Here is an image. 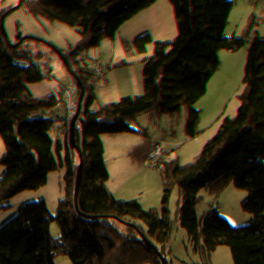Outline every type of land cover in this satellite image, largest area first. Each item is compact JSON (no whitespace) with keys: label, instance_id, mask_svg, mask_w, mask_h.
<instances>
[{"label":"water","instance_id":"95a60500","mask_svg":"<svg viewBox=\"0 0 264 264\" xmlns=\"http://www.w3.org/2000/svg\"><path fill=\"white\" fill-rule=\"evenodd\" d=\"M227 72L136 158L111 264H264V0H247Z\"/></svg>","mask_w":264,"mask_h":264},{"label":"trees","instance_id":"16d2710c","mask_svg":"<svg viewBox=\"0 0 264 264\" xmlns=\"http://www.w3.org/2000/svg\"><path fill=\"white\" fill-rule=\"evenodd\" d=\"M0 2L13 7L23 6L31 11L28 16L11 18V21L23 22L24 27L17 33L15 41L2 44L4 48L10 43L25 41L57 44L55 50H28L0 56V87L20 75H31L33 78L25 91L16 96L0 97V148L5 142L29 130L38 118L47 116L55 109V117H63L39 129L38 134L48 133L73 117L90 115L96 118L91 106L82 107L86 101L125 104L112 127L114 136L133 106L132 95L121 77L130 75V72H125L118 63L123 56V48L84 36L76 28L75 24L83 26L76 18L69 0ZM63 41L66 42L65 50L62 48L60 51ZM95 47L107 50L111 58L88 56L86 51ZM159 52L156 49L155 53ZM68 102L72 104L66 106ZM89 145L94 147V154L87 169L88 182L81 187L67 188L54 181V178L49 180L44 176L39 177L40 174L38 177L31 176L17 162H0V226L7 223L19 226V220L23 217L36 219L28 230L16 231L12 235L0 233V264H14L15 261H21L22 264H73L72 246L79 249L82 264H111V253L106 259L100 256L96 260L88 259L92 249L103 244L99 242L101 228L96 212L114 209H106L108 199L102 195L99 175L107 143L92 141ZM89 193H92L89 205L63 210L61 213H45L42 210L44 205ZM32 198L38 201H32ZM20 199L22 203H14ZM102 218L104 221L108 219L107 215ZM80 230H91L92 238L79 239L75 233ZM105 243L109 247V238Z\"/></svg>","mask_w":264,"mask_h":264},{"label":"crops","instance_id":"0c3cea01","mask_svg":"<svg viewBox=\"0 0 264 264\" xmlns=\"http://www.w3.org/2000/svg\"><path fill=\"white\" fill-rule=\"evenodd\" d=\"M246 2L247 0H71L74 14L83 26L75 24L76 28L90 40L123 48V56L118 63L125 72H130V75L121 77L132 95L133 106L122 120L118 132L113 137L109 136L112 140L107 143L102 157L101 172L107 178L102 181L107 183V187L102 182L101 192L103 197L106 189L109 193L104 198L120 201V207L122 206L131 170L136 158L144 150V145H147L155 133L160 135L174 125L185 110L189 98L210 81L216 71L222 67L226 70L231 65L237 52V24ZM131 3L137 4L135 9L130 8ZM139 20H143L149 30L138 34L136 27ZM88 24L89 28L84 29ZM156 49L160 52L155 53ZM119 104L121 110L116 114V120L125 105L122 102ZM38 130L32 134L24 132L21 136H33ZM45 134L39 136L43 137ZM88 148L93 157L94 147L89 145ZM77 154L81 161L84 159L87 162L88 169L92 157L89 158L83 152ZM79 159H75L78 162L76 164L81 162ZM43 171L44 169L41 173ZM89 194L92 196V193ZM89 194L81 195L82 201H78L71 209L85 206L84 200ZM22 202L23 200L19 203ZM75 235L82 240L92 238L87 230L77 231ZM100 237L99 242L103 244L92 249L88 257L90 261L99 256L103 259L105 257L104 249L107 245L101 229ZM107 249L110 253V248Z\"/></svg>","mask_w":264,"mask_h":264},{"label":"rangeland","instance_id":"374dc122","mask_svg":"<svg viewBox=\"0 0 264 264\" xmlns=\"http://www.w3.org/2000/svg\"><path fill=\"white\" fill-rule=\"evenodd\" d=\"M69 1L71 2V0ZM4 6L0 5V12ZM20 8H23L22 10H24L27 14L31 13L28 8L23 6H20ZM0 17L9 19L3 14H0ZM12 23H14V25L17 27V33L21 28L24 27L23 22H17L13 20ZM86 26L87 27H84V29L89 28L90 24ZM10 40L15 41V38H9L8 34L0 35V56L5 57L9 53H23L28 50L35 52H44L50 50L48 44L30 41H25L22 43H10L6 48H4L2 44L7 43ZM60 46V51H62V48L66 46V42L63 41ZM221 70H224V68L222 67ZM32 80L33 78L31 75H20L10 81L5 82L0 87V97H7L10 95L16 96L19 92H23L28 89L32 83ZM82 100L83 99H81V101ZM71 104L72 102H68L65 105L70 106ZM87 106L92 107L97 119H93L90 115L76 118L73 117L72 120L68 122L65 121L61 127L57 126L56 130L55 128H52V130L46 133L47 135L45 134L43 137H40L38 133L34 134L33 136H29L30 138L28 136H19L9 141L7 144H5L4 148L0 149V162H17L25 167L31 176L38 177V173H40L39 177L44 176L49 180L54 178V181L66 186L67 188L80 187L86 184L88 179V164L87 162H84V159L81 161L78 158L80 156L77 153L83 152L87 154L89 158H91L92 153L88 147L92 141H96L98 143H109L112 140V138L109 136L113 134L112 127L115 124V116L116 114L120 113L121 110L120 104L118 102L90 103L86 101L85 103H82V107ZM56 112L57 109L50 112L47 116L45 115L38 118L32 127L26 132L32 134L38 129L41 130L45 126H49L54 122H57L56 120L62 118L63 116L60 115L55 117ZM157 136L158 134L155 133L149 139L147 145H144L143 148L145 149L146 146H148ZM75 159H79L78 161L81 162L76 164L78 162H75ZM38 160H40V163L36 164L38 163ZM49 161H51V163H49ZM42 169H44L43 173H41ZM100 178L101 180H107L103 172H101ZM102 182L104 185H106L105 187H107V183L104 181ZM108 194V189H106L104 197H108ZM117 198L119 197L117 196ZM82 199L83 196L76 195L67 201L45 205L42 207V210L45 213H61L63 210H70L73 205H75L78 201H82ZM87 199L89 204H91V194H89ZM21 200L22 199L17 200L16 202L19 203ZM32 201H37V199L32 198ZM107 202L108 208L106 207V209H111L114 207L113 210L104 213L96 212L98 217V225L101 228V235L105 240H108L111 231L117 222L118 210L121 205L120 201L116 200L110 199L107 200ZM104 215H107L108 217L106 221H104L102 218ZM35 220V218L23 217L19 220V226L15 227L12 224L0 226V233L11 235L16 231L28 230L32 227ZM72 249L74 251L73 264H82L79 249L76 246H72ZM108 250L109 249H107V247L104 249V259L108 258L109 256ZM14 264H22V262L15 261Z\"/></svg>","mask_w":264,"mask_h":264},{"label":"built area","instance_id":"2783aa9c","mask_svg":"<svg viewBox=\"0 0 264 264\" xmlns=\"http://www.w3.org/2000/svg\"><path fill=\"white\" fill-rule=\"evenodd\" d=\"M0 3H2V2H0ZM0 5L4 6L5 4H0ZM136 6H137L136 3L130 4V8H132V9H135ZM22 9L23 8L13 7V6H8V5H5L4 7H2L0 14L7 16L9 19L0 17V35L8 34L9 38H15L16 37L17 27L14 25V23H12L11 18L16 19V18H22V17L28 16L29 14H27ZM116 23L118 24V22H115V24ZM136 29H137V33L141 34L142 32H146L147 30H149V27L146 25V23L143 20H139L137 22ZM48 47L50 50H55L57 48V44L56 43H49ZM86 53L88 56H92V57L101 56V57L106 58V59L111 58V54L107 50L103 49L102 47H95L92 50H87ZM78 54H81V52H79ZM224 72H227V71L226 70H219V72H216L214 77H216V76H218ZM49 163H51V161H49ZM84 205H89L88 199L84 200ZM88 232L90 234H92L91 230H89Z\"/></svg>","mask_w":264,"mask_h":264}]
</instances>
